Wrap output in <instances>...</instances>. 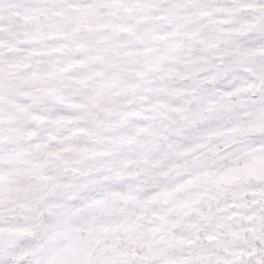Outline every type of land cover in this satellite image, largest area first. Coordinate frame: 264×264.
<instances>
[{"label":"snow or ice","instance_id":"6c2138e0","mask_svg":"<svg viewBox=\"0 0 264 264\" xmlns=\"http://www.w3.org/2000/svg\"><path fill=\"white\" fill-rule=\"evenodd\" d=\"M0 264H264V0H0Z\"/></svg>","mask_w":264,"mask_h":264}]
</instances>
